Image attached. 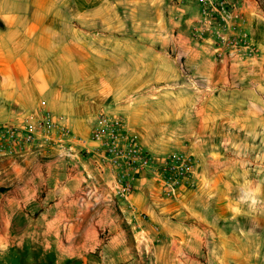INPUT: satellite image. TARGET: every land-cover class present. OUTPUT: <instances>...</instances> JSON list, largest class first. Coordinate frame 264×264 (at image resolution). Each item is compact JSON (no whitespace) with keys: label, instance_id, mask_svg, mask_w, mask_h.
<instances>
[{"label":"crops","instance_id":"crops-1","mask_svg":"<svg viewBox=\"0 0 264 264\" xmlns=\"http://www.w3.org/2000/svg\"><path fill=\"white\" fill-rule=\"evenodd\" d=\"M238 17L235 31H221L218 20H205L195 3L177 0H0V68L19 89L9 98L27 101L26 118L45 103L47 111L88 139L99 114L121 116L148 152L163 155L177 142L172 124L187 110L185 101L202 100L204 79L218 83L225 68H264V58L248 61L254 44L264 53V19L246 9ZM55 20H66L67 30L45 28ZM223 49L229 59L218 58ZM180 64L189 75L181 73ZM254 80L239 75L230 82ZM188 83L195 91L186 90ZM97 158L0 159V264H139L138 258L124 263L119 253L81 251L91 228L85 196L105 194L102 181L110 179L109 165L100 169ZM216 174L199 176L212 180ZM224 175L227 190H235L234 169ZM244 186L243 202H250ZM163 191V175L154 171L136 182L129 201L135 216H150L148 225L137 224L152 233L148 264L198 262L199 255L188 251L192 243L200 249L212 245L204 264H264V205L254 212L250 203L237 204L236 210L230 195L226 204L177 205L165 200ZM259 192L264 198V188Z\"/></svg>","mask_w":264,"mask_h":264},{"label":"rangeland","instance_id":"rangeland-1","mask_svg":"<svg viewBox=\"0 0 264 264\" xmlns=\"http://www.w3.org/2000/svg\"><path fill=\"white\" fill-rule=\"evenodd\" d=\"M3 22L0 20L1 28H3ZM45 26L46 29L54 26V31H66L67 21L55 20L53 24L48 21ZM27 27H29V23H27ZM12 38L14 37L12 36ZM1 41L2 37H0V43ZM262 51V48L260 51L259 46L254 44L248 52V61L254 63L263 60L261 59L264 58ZM227 55L230 54L223 49L220 50L218 58L220 60L229 59ZM254 65L249 68H225L221 71L218 83L208 82L204 79L201 86L202 100H195L192 97L186 100L187 110L180 117L178 124H172V131H178L174 147L163 155L149 152L153 158L158 157L160 161L143 177L152 175L154 171L163 175L165 163L170 162V159L175 155L191 156L195 160L193 174L189 178L184 176L180 178L175 172L172 173V177L179 180L175 185V192H172L163 180V197L169 203L178 205L184 201L191 206L201 204V206L210 207L213 205L212 203L226 204L228 200L226 196L230 195L234 198L236 210L239 207L237 204L250 203L254 212L258 205H264V198L259 194L260 189L264 188V68H259L258 64ZM2 71L3 69L0 68V125L19 123L26 119V115L31 112L26 105V100L9 98L10 91L19 89L10 83L8 78L2 76ZM180 71L183 75H189L185 67L180 68ZM239 75H246L256 81L242 84L230 82L232 77ZM259 76L263 78L260 83L258 82ZM186 90L188 92L195 91L194 86L190 83L187 84ZM200 106H202V110H200ZM201 138L204 139V142H200ZM43 143L31 148L23 146L20 149L14 148L0 152V159L8 161L19 159L28 154H60L53 144ZM201 143L202 145H200ZM213 161L216 163L211 165ZM232 168L234 169L235 190H232V187L227 190L224 173ZM202 171H207L208 174L218 172V174L212 180H200L199 175ZM221 173L223 174L221 175ZM220 176L224 178L220 179ZM108 182V180L102 181V188L106 189L102 196L93 193H90L89 196L85 194V198L90 197V200L88 201L86 198L84 203L88 204L87 207L91 209L89 213L91 228L86 234L89 236V241L82 245L81 251L84 254L106 252L111 255L110 257H115V253H119L122 254L124 263L139 259V264H148L150 260L146 259V254L152 252L153 247L148 238L152 236V233L149 234L147 228L138 225L143 221L148 225L150 216L147 213L135 216L129 203L134 194L132 193L126 199L121 198L111 192L107 185ZM200 183L203 187L201 191ZM244 185L251 193L250 202L249 200L243 202L244 193L241 188L245 187ZM79 202L82 203V200ZM94 205L95 207H93ZM204 226L211 227L207 223H204ZM220 226H226L225 219L222 220ZM154 231L157 236L160 228L157 226ZM205 234L206 236L213 235L210 231H205ZM75 235L76 233L73 232L70 234L71 237ZM187 246L189 253L200 257L198 262L188 260L191 264L206 263V254L208 251H212L211 244L203 243L202 249L198 247L200 245L196 246L194 243ZM139 254L143 256H138Z\"/></svg>","mask_w":264,"mask_h":264},{"label":"built area","instance_id":"built-area-1","mask_svg":"<svg viewBox=\"0 0 264 264\" xmlns=\"http://www.w3.org/2000/svg\"><path fill=\"white\" fill-rule=\"evenodd\" d=\"M177 1L179 4L195 3L205 20H218L221 31L236 30L238 23L235 19L239 18L240 10H253L254 14L264 19V0ZM180 68H183L181 64ZM45 105L42 103L43 108L38 113L19 123L0 125V152L23 146L31 148L46 142L58 149L59 156L96 154L100 169L109 165L107 185L111 192L125 199L133 193L136 181L157 166L155 158L144 148L138 135L127 129L123 117L102 112L91 136L86 139L75 134L63 118L47 111ZM165 166L163 180L175 192L179 180L173 178L172 173L180 178H189L193 174L195 160L191 156L175 155Z\"/></svg>","mask_w":264,"mask_h":264}]
</instances>
